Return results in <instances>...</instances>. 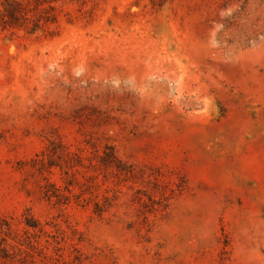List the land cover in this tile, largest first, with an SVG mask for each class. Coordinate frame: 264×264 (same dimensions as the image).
Returning a JSON list of instances; mask_svg holds the SVG:
<instances>
[{
	"label": "rangeland",
	"instance_id": "1",
	"mask_svg": "<svg viewBox=\"0 0 264 264\" xmlns=\"http://www.w3.org/2000/svg\"><path fill=\"white\" fill-rule=\"evenodd\" d=\"M0 264H264V0H0Z\"/></svg>",
	"mask_w": 264,
	"mask_h": 264
}]
</instances>
